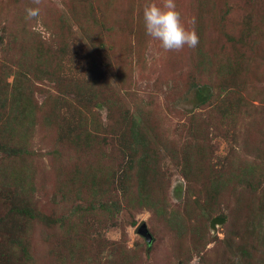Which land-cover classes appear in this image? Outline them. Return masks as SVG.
I'll use <instances>...</instances> for the list:
<instances>
[{"label": "trees", "instance_id": "obj_1", "mask_svg": "<svg viewBox=\"0 0 264 264\" xmlns=\"http://www.w3.org/2000/svg\"><path fill=\"white\" fill-rule=\"evenodd\" d=\"M80 1L75 8V19L86 37L94 42L98 34L90 33L88 27L94 17L92 6ZM16 18L17 14L12 33L16 52L12 62L0 60V153H4L2 159L5 160L0 181L13 187L12 205L8 212L0 215V230L11 233L6 249L12 262L137 264L141 261L138 260L139 254L125 245L94 239L90 232L94 218L89 216L96 215L95 219L100 223L104 216L112 220L123 207L131 211L146 207L166 225L171 224L177 235L181 228L187 231L185 236H190L191 243L197 242L200 248L208 242V218H224L220 225L224 237L218 240L219 247L212 250L213 257L219 259L215 262L205 253L206 264H222V261L223 264H264V109L256 112H262L260 116L256 114L246 94L232 81L237 80L244 69L243 58L228 59L225 65L216 68L217 75H232L226 82L199 84L210 90L207 97L199 96L201 107H209L206 109L208 116L215 114L230 124L236 129L232 136L238 135L243 145L252 149L250 158L228 152L217 164L206 150L201 113L186 114L187 120L180 129L182 136L171 139V144L160 137L154 141L152 133L156 136V132L148 123V109L135 105V111L130 113L121 109V114L114 116V107L122 106L120 100L111 94L108 86L104 87L108 82L104 85L103 78L96 75L89 74L87 79L77 78L76 81L61 79L56 86L58 93L39 102L34 95L38 90L33 81L39 74L53 75L54 78L55 73L49 70L48 64L55 60V56H48L51 60L45 64L46 55L53 52L51 47H37V41L23 20L20 21L19 15L18 21ZM68 35L75 33L71 29ZM68 91L78 105L65 98ZM216 97L220 99L217 101ZM69 104L75 109V117L62 119L61 107L68 108ZM97 104L109 113L105 127L96 109ZM38 128L51 144L47 154L52 159L50 172L56 183L55 190L61 196V203H70V210L57 216L37 209L22 189V185L29 181L24 161L33 154L30 139ZM256 132L258 137L252 136ZM157 143L169 153L188 187L175 205L163 189L162 176H158L160 151ZM105 145L113 151L110 155H107ZM115 153L117 161L113 157ZM67 154H82L79 160H85L82 167L75 163L74 169H66L72 192L66 189L67 182L58 180L59 168L63 164L61 159L69 158ZM126 158H131L132 163L126 164ZM216 165L220 166L216 168ZM196 178L201 179V188H197ZM36 221L44 226L45 232L35 247L31 242V226ZM55 231L62 236L61 246H56L57 241L52 239ZM177 245L180 257L181 242ZM165 260L166 264L182 262L177 260L176 248L169 251ZM5 261L8 264L10 256H6Z\"/></svg>", "mask_w": 264, "mask_h": 264}, {"label": "rangeland", "instance_id": "obj_2", "mask_svg": "<svg viewBox=\"0 0 264 264\" xmlns=\"http://www.w3.org/2000/svg\"><path fill=\"white\" fill-rule=\"evenodd\" d=\"M78 1L80 0H42L40 16L34 20H26L25 9L34 6L32 0H0V60L9 63L7 60H11L16 52L12 34L16 14L17 21L19 15L20 21L23 20L30 35L37 41V47H51L53 52L46 56H55L54 61L49 63L51 59L48 57L45 63H49L48 68L55 73L54 78L53 75L48 77L49 74H39L33 81L38 90L34 95L39 102H44L45 98L58 93L56 86L61 79L76 81L77 78L87 79L89 74L96 75L103 78L104 85L108 82L104 87L108 86L111 94L120 100L122 106L114 107V116L120 115L121 109L130 113L135 111V105L148 109V123H151L156 132V136L152 133V137L151 134L154 141L160 137L167 144H171V139L182 136L180 129L181 124L187 120L186 114L199 112L202 115L201 121L204 120L206 150L213 162L220 164L228 152L250 158L251 146L245 147L238 135L232 136L236 129L215 114L208 116L206 109L209 107H201L199 96L207 97L210 90L199 84L217 85L226 82L232 75H217L216 68L221 64L225 65L228 59L243 58L242 73L237 76V80H230L246 94L255 113L264 109V0H176L184 21L191 24L195 20L199 35L197 47L185 46L179 52L164 51L158 41L145 33L142 17L144 4H159L162 0H81L80 3L85 1L92 6L94 17L88 27L90 33L94 31L98 34L94 42L86 37V33L77 24L79 21L75 19ZM25 2H28V6ZM71 29L75 33L73 36L68 35ZM42 69L46 72L45 68ZM72 97L70 91L65 95L74 104ZM219 99L220 97H216L217 101ZM213 105L214 103L211 106ZM96 109L101 114L102 126L105 127L109 113L100 104H97ZM74 111L70 104L68 108L61 107L60 117H75ZM261 113L256 114L260 116ZM251 129L255 131L254 128ZM252 136L258 137L257 132ZM48 141V138L44 139L41 129L34 131L30 139L33 154L24 161L27 169L25 173L29 177L25 178L30 182L23 184L22 189L25 195L31 197L37 209L57 216L67 213L70 203H61V196L55 190L56 183L50 172L52 159L47 154L51 149ZM157 146L160 151L158 176H162L163 189L169 201L175 205L183 198L188 187L169 153L160 144L157 143ZM105 148L107 155L113 152L107 145ZM3 155L4 153H0V173L2 162L5 161L2 159ZM66 156L70 157L61 159L63 164L59 168L58 180L67 182L66 189L72 192L73 186L66 169H74L75 163L82 167L85 160H79L82 154ZM113 157L117 161L116 153ZM125 163L131 164L132 159L126 158ZM205 170L208 171V168ZM77 181L76 178V185ZM195 184L197 188L203 185L201 179L197 178ZM12 189V185L0 181V215L8 212L12 205ZM116 190L120 193L118 187ZM191 195L194 196L193 193ZM89 218H94L93 229L90 231L94 239L98 238L100 242L107 239L125 245L139 254L138 260L141 261L137 264H166L165 258L174 248L177 260L182 261L178 264H206L207 258L203 259L205 253L209 255L208 258H212V250L219 247L218 240L224 237L220 224L211 228V219L208 218V242L200 248L197 242L194 245L191 243L190 236H185L187 231L181 228L177 235L171 224H167L168 227L164 220H160L146 207L134 211L123 207L112 220L104 216L100 223L96 221V215L91 214ZM141 222L146 224L152 235L150 242L137 231ZM31 227V242L36 247L45 229L38 221ZM57 232H54L52 239L57 241L56 246H61L62 236ZM10 237L11 233L0 230V264H7L6 256L11 258L8 264H18L17 260L12 262L10 253L7 254L6 247ZM180 242L182 253L179 257L177 243ZM218 259L212 258L215 262Z\"/></svg>", "mask_w": 264, "mask_h": 264}, {"label": "clouds", "instance_id": "obj_3", "mask_svg": "<svg viewBox=\"0 0 264 264\" xmlns=\"http://www.w3.org/2000/svg\"><path fill=\"white\" fill-rule=\"evenodd\" d=\"M34 6L25 9V19L34 20L41 14L42 0H32ZM145 33L158 41L166 52H179L187 46L195 48L199 44V35L195 20L188 24L177 7L176 0H162L161 3H145L142 9Z\"/></svg>", "mask_w": 264, "mask_h": 264}, {"label": "water", "instance_id": "obj_4", "mask_svg": "<svg viewBox=\"0 0 264 264\" xmlns=\"http://www.w3.org/2000/svg\"><path fill=\"white\" fill-rule=\"evenodd\" d=\"M224 221H225L224 218H221L219 216H215V217L211 218V220H210V227L211 228H215L217 224L221 225ZM137 231L142 237L145 238V240L147 242L151 241L152 235H151L150 231L148 230V228H147V226H146V224L144 222H141L137 226Z\"/></svg>", "mask_w": 264, "mask_h": 264}]
</instances>
